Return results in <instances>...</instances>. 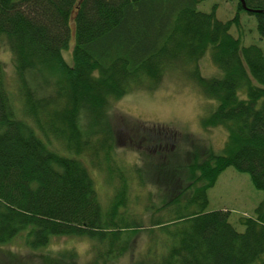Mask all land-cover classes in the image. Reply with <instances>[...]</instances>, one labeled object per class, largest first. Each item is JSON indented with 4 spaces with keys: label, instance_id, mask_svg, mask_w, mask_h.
Here are the masks:
<instances>
[{
    "label": "trees",
    "instance_id": "obj_1",
    "mask_svg": "<svg viewBox=\"0 0 264 264\" xmlns=\"http://www.w3.org/2000/svg\"><path fill=\"white\" fill-rule=\"evenodd\" d=\"M201 1L0 0V35L13 55L22 109H15L0 64V242L25 232L34 250L52 236H87L96 243L90 264L125 252L142 218L126 216L131 177L110 154L117 133L101 111L109 99L154 89L166 69H186L209 52L219 74L207 78L196 66L184 70L202 94L216 100L202 126L222 125L227 135L216 151L188 132L151 129L158 132L150 146L168 136L176 148L143 156L158 190L157 201L146 207L154 229L149 233L163 234L145 264H264V51L230 32L246 12L264 41V0H244L248 10L235 0L227 20L200 11ZM71 38L68 64L62 50ZM45 68L57 77L45 76ZM99 130L104 136L93 135ZM181 142L183 154L177 151ZM229 166L246 171L262 191L254 216L238 220L243 231L228 221L227 211L206 210L207 189ZM91 169L114 183L107 208ZM55 259L41 255L39 264H58Z\"/></svg>",
    "mask_w": 264,
    "mask_h": 264
},
{
    "label": "rangeland",
    "instance_id": "obj_2",
    "mask_svg": "<svg viewBox=\"0 0 264 264\" xmlns=\"http://www.w3.org/2000/svg\"><path fill=\"white\" fill-rule=\"evenodd\" d=\"M197 8L204 12L213 10L215 16L220 20L232 18L236 9L235 0H203L197 4ZM70 22L73 26L72 20ZM230 32L234 36L240 37L241 44L254 43L264 51V41L259 38L253 15L241 12L239 27L232 26ZM62 56L68 64H72V38L68 47L62 50ZM0 64L5 75V88L15 103V109L22 111L15 80L16 69L13 66V55L6 39L1 35ZM192 66H196L198 75L203 77L208 78L219 74V69L212 62L209 52L197 60H190L185 65L186 69ZM184 69H166L154 89L130 90L118 98L109 99L105 109L101 111L102 116H107L113 130L117 133V136H113L114 149L110 154L118 166L127 168L131 177V179L129 178L130 201L127 206L128 211L125 212L126 216L129 214L142 218L140 219L142 225L137 227L133 242L128 238L129 247L130 244L132 246L113 260L108 261L110 264H145V261H152L153 259H149V255L152 253L150 247L154 240L163 235L158 231L149 233V230L153 228H150L149 212L146 207L157 201L155 194L158 190H155L152 181L150 178L148 179L147 166L143 156L146 153L148 156L158 155L159 150L165 149L166 151L171 148V145L168 136H161L156 144L152 139L153 144L150 146L148 142L152 137L151 134L158 132L151 129H156L157 126L158 128L167 126L192 134L216 151H219L223 146L227 135L225 128L222 125L204 128L200 121L201 117L206 116L215 106L216 100L202 94ZM38 72L41 71L38 70ZM42 73L52 79L57 77V74L48 68H45ZM38 79L39 76L31 79V84L35 85L37 96L40 94L37 88ZM50 88L49 84L48 89ZM85 129V133H92L87 125ZM102 133L104 130H99L93 135L104 136ZM184 144L181 142V146H177V151L180 154L186 151ZM174 149L172 150L175 151ZM87 165L89 166L88 162ZM140 166L142 171L134 170ZM91 173L98 198L102 206L107 208L111 203L114 183L104 181L101 172L98 173L91 169ZM138 176H141V181L139 178L137 180ZM114 182L116 183V180ZM150 197H153V200H150ZM207 198L206 210L222 209L227 211L228 221L238 231H243L244 226L238 220L241 217L254 216V209L262 198V191L254 187L246 171L229 166L218 175L214 185L207 189ZM159 244L156 245L158 254L165 250ZM95 245L96 243L87 236L57 235L50 237L43 247L31 250L26 244L25 232H19L8 241L0 242V264H23L25 260L30 261L26 264H39L41 255L56 257L55 260L59 262H57L58 264H90L93 258L92 248ZM99 261L102 264H109L101 259ZM258 263L259 261L256 262V264Z\"/></svg>",
    "mask_w": 264,
    "mask_h": 264
},
{
    "label": "water",
    "instance_id": "obj_3",
    "mask_svg": "<svg viewBox=\"0 0 264 264\" xmlns=\"http://www.w3.org/2000/svg\"><path fill=\"white\" fill-rule=\"evenodd\" d=\"M239 1H240V3H241L242 7H243L244 9L248 10V7H246L244 0H239Z\"/></svg>",
    "mask_w": 264,
    "mask_h": 264
},
{
    "label": "bare ground",
    "instance_id": "obj_4",
    "mask_svg": "<svg viewBox=\"0 0 264 264\" xmlns=\"http://www.w3.org/2000/svg\"><path fill=\"white\" fill-rule=\"evenodd\" d=\"M178 68H180V67H177V68H175V69H178Z\"/></svg>",
    "mask_w": 264,
    "mask_h": 264
}]
</instances>
